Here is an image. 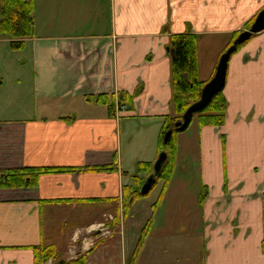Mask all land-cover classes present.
Here are the masks:
<instances>
[{
  "label": "crops",
  "instance_id": "crops-1",
  "mask_svg": "<svg viewBox=\"0 0 264 264\" xmlns=\"http://www.w3.org/2000/svg\"><path fill=\"white\" fill-rule=\"evenodd\" d=\"M263 9L264 0H34L25 48L0 37V90L18 77V54L32 72L27 101L0 92V170L72 171L0 189V264H33V247L50 245L63 260L101 264L108 249L99 245L117 234L133 252L153 204L139 199L123 216L122 191L138 162L156 161L163 118L173 116L170 37L222 41L204 78L199 71L207 81L231 35ZM137 87L119 118L85 99ZM222 94L221 126L192 120L176 135L174 175L135 264H264V31L231 56ZM102 222L110 237L88 249Z\"/></svg>",
  "mask_w": 264,
  "mask_h": 264
},
{
  "label": "trees",
  "instance_id": "trees-1",
  "mask_svg": "<svg viewBox=\"0 0 264 264\" xmlns=\"http://www.w3.org/2000/svg\"><path fill=\"white\" fill-rule=\"evenodd\" d=\"M256 16L250 19L243 26V30H249ZM242 31L233 33L226 44L224 53ZM0 37L9 40L8 47L11 51L19 52L25 48V41L34 37V0H0ZM197 36L191 33L173 35L169 39L170 58V85L172 90L173 116H165L157 141V155L166 154V159L159 174L155 176L161 190L157 200L151 206L152 213L141 230L139 240L132 253L131 261L137 257L144 240L148 236L156 210L159 208L164 193L174 175L176 163V135L179 133L175 124L180 122L183 113L189 106L200 99L201 90L209 81H201L198 75V47ZM242 47L238 46L237 50ZM221 53V54H222ZM220 54V56H221ZM141 88L137 87L132 94L119 93L118 104L133 109L134 99L140 94ZM88 102L100 104L106 107L108 116L114 117V95H88L85 96ZM227 102L222 92L216 94L210 103L200 112L193 115L196 117L199 126L219 127L224 123ZM72 120V119H71ZM170 132L168 141L164 142V136ZM153 162H138L135 174L130 186L122 191L121 214L126 216L132 205L144 196L140 189L146 179L153 174ZM98 170L109 171V166L98 167ZM60 171H72L67 168H22L17 170H0V189H29L35 188L37 179L42 174L56 173ZM152 187V188H153ZM68 201V200H50ZM263 203V227H264V194ZM261 250L264 254V238L261 242ZM33 264H46L49 260L56 264H87L86 256H79L76 259L61 260L55 246H34ZM131 262H127L130 264Z\"/></svg>",
  "mask_w": 264,
  "mask_h": 264
},
{
  "label": "rangeland",
  "instance_id": "rangeland-1",
  "mask_svg": "<svg viewBox=\"0 0 264 264\" xmlns=\"http://www.w3.org/2000/svg\"><path fill=\"white\" fill-rule=\"evenodd\" d=\"M222 46H223L222 41H220L218 39L208 38V39H202V40L198 41V38H197V47L199 50L198 51L199 52L198 53V58H199L198 75H199V71H200L202 78H204L206 76V73L208 70V62H209L210 58L216 52H218L222 48ZM19 58L21 59V62H17V65L21 66V67H20V70L18 71V77L9 81V86H5L3 89L0 90V92H1V95L4 99L6 95H9V92L13 93L14 90H18V92L17 91L14 92L15 93L14 99L17 100L18 103L22 104L23 101H27L29 99V95H30L29 92H30V87H31V82H32V72H31V67H30L28 55L26 53H23V55L18 54L17 60ZM10 97L11 96H9L7 98V100H10L11 99ZM129 112H130V110L128 108L127 109L125 108V110L119 108V110H117L114 113L113 118H116V117L119 118V117H121L124 114H127ZM193 120H197V118L194 117ZM160 190H161V187H160V183L158 182L152 188L150 193L148 195L144 196L142 198V200H144V202H146L147 204H153L157 200L159 193H160ZM114 224H115V222H114ZM144 225H143V227H144ZM96 227L97 228H100V227L101 228H109L110 226H108V223L102 222V223L98 224ZM142 228H141V230H142ZM141 230H140V233H141ZM140 233H139V236H140ZM137 234H138V230H137V232L136 231L132 232L131 236H128L129 240L132 242L134 239L133 238L134 235H137ZM91 235H92V238H90L91 240H87V242H86L87 244H94L96 242V240H98V238L95 239L96 234L91 233L90 236ZM138 240H139V237L137 239V242H138ZM83 241H84V239H82V242ZM137 242H136V244H137ZM74 247L77 248L80 246H74ZM102 247L105 249H108V250H106L107 252L105 255V260H104V262H101V264H123V262L125 260H126V263L131 262L130 264H135V262H136L137 257H135L134 260L131 261L133 252L130 253L129 241L128 240L122 241L119 234L114 235L113 237L102 242L99 245L98 249H100ZM135 247H136V245H135ZM79 255L83 256L81 254H79ZM145 256H146V254L143 253L142 257H145ZM157 259H158V257H157ZM61 260H63V259H61ZM139 260H140V258H139ZM48 262H49V264H56V262H58V260H56V262L49 260Z\"/></svg>",
  "mask_w": 264,
  "mask_h": 264
},
{
  "label": "water",
  "instance_id": "water-1",
  "mask_svg": "<svg viewBox=\"0 0 264 264\" xmlns=\"http://www.w3.org/2000/svg\"><path fill=\"white\" fill-rule=\"evenodd\" d=\"M264 31V9L261 10L249 30L241 32L237 38L233 41L232 45L220 56L214 76L201 90L200 99L189 106L182 115V120L175 124L178 131H184L190 124L194 114L202 111L211 101L213 96L222 92L227 74L228 62L232 54L237 50L238 46L243 45L251 39L253 35H256ZM170 132H167L164 136V142L166 143L169 139ZM166 159L165 153H160L156 162L153 166L154 174L150 175L140 189V194L146 196L152 186L155 184V176L159 174L161 167Z\"/></svg>",
  "mask_w": 264,
  "mask_h": 264
},
{
  "label": "built area",
  "instance_id": "built-area-1",
  "mask_svg": "<svg viewBox=\"0 0 264 264\" xmlns=\"http://www.w3.org/2000/svg\"><path fill=\"white\" fill-rule=\"evenodd\" d=\"M100 230H102L103 235H108L109 234V232L105 228H101L100 227Z\"/></svg>",
  "mask_w": 264,
  "mask_h": 264
}]
</instances>
